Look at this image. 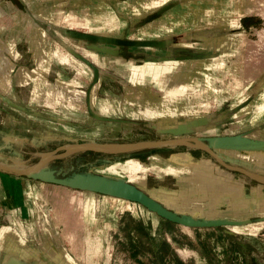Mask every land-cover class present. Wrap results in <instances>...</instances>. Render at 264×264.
Segmentation results:
<instances>
[{"label": "crops", "instance_id": "1", "mask_svg": "<svg viewBox=\"0 0 264 264\" xmlns=\"http://www.w3.org/2000/svg\"><path fill=\"white\" fill-rule=\"evenodd\" d=\"M162 1L0 0V104L6 120L13 125L24 122L30 127L33 117H44L48 121L61 122L63 127L72 118L61 115V108L70 105L73 109V105L84 104L89 121L93 114L91 106L106 75L124 90H131L130 97L143 96L144 90L153 88L161 90L169 102L173 100L182 105L186 96L202 99L198 96V84L189 79L191 75L195 78L206 69L214 74L225 70L235 73L236 77L220 90L217 83L210 84L212 94L208 99L194 101L202 110L192 111L193 120L188 115L192 124L185 130L202 138L246 135L245 129L252 125L253 92L264 72L261 70L264 47L256 48L248 38V31L253 27L250 17L255 15L246 11L255 6L260 9L264 0H257V5H252L255 0H221L209 5L197 0L201 2L195 7L193 17L179 19L186 26L182 30L183 38L179 37L177 29L170 31L166 11L172 6ZM116 4L117 18L115 13L110 16L107 12L116 9ZM66 7L68 13L63 15ZM224 8L226 16L222 17L218 11ZM215 12L220 18L213 15ZM120 20L130 25L129 32L135 33L139 28L145 32L142 36L133 34V37L120 34L116 29ZM156 21L161 23L156 26L159 31H153ZM47 23L56 26L55 31L46 30L43 26ZM91 23L98 24L101 29L89 33L71 28ZM105 107L100 109L105 112ZM135 114L133 111L131 115ZM225 126H230L232 132L216 133ZM4 127H0V154L13 152L11 145L19 141L31 142L36 149L46 150L43 140L49 137L45 136L47 133H40L44 138L33 134L22 136L11 129L4 131ZM197 130L202 134H196ZM171 149L173 147L153 149L147 156L153 159V169L167 171V175L178 180L186 172L172 171L168 165L178 159L183 165L211 173L199 175L207 189L204 196L194 199L200 203L194 207L201 208L202 218L239 222L230 226L259 224L255 230L259 231L264 223V182L229 169L213 170L211 162L203 158L205 155L196 157L186 148L182 151ZM165 150L169 155H160ZM223 150L246 153L264 148L218 149L223 158L264 174L251 167L248 158L230 159L227 154L223 156ZM128 159L139 160L137 157L125 160ZM160 164L164 168L158 167ZM239 175L242 178H236ZM51 185L30 178L0 176V205L3 206L0 209V264H76L69 247L72 235L83 217L88 231L94 230V199L91 196L83 200L82 193L71 192L77 190L52 188ZM238 215L245 217L235 218ZM54 225L62 226V232L57 233ZM37 233H41L39 238Z\"/></svg>", "mask_w": 264, "mask_h": 264}, {"label": "rangeland", "instance_id": "2", "mask_svg": "<svg viewBox=\"0 0 264 264\" xmlns=\"http://www.w3.org/2000/svg\"><path fill=\"white\" fill-rule=\"evenodd\" d=\"M202 1H204V5L221 2V0ZM198 2L201 1L164 0L161 2L172 6L166 11V13L168 12L166 17L170 22L168 26L170 31L177 29V33L180 34L179 37L183 38L185 36L182 30L186 26L179 19L183 16L184 18H192V13H194ZM252 5H257V0ZM256 7H251L246 11L251 15H255L250 17V24H253V27L248 31V38L250 43L255 45L256 48H262L264 47V6L260 7V9ZM68 9L66 7L62 14L66 15ZM107 12L110 16L116 14L117 18V4L116 9H109ZM218 12H220L222 17L226 16L225 8ZM220 14L215 12L213 15L220 18ZM159 24H161L159 21L153 23V31H159L156 28ZM62 26L67 28L64 24ZM129 26V24L120 20L116 25L117 32L120 34L124 33L128 37H133V34L142 36V33L145 32L144 29L140 28L135 33L129 32ZM43 27L48 31H55L56 28V26L49 25V23ZM71 28L75 31H88L89 33H94L101 29L96 23L72 25ZM203 45L205 43H202ZM257 59L260 60V58ZM261 59L264 60V58ZM263 69L264 64L261 66V70ZM199 74L195 78L191 75L189 79H194L195 83L198 84V96L202 97V99L197 97L193 99L192 96H186V98H183L185 104L182 105L173 103V100L169 102L163 96L161 90L153 88L144 90L143 96L136 94L130 97L128 93H131V90H124L117 82L113 83L110 76L106 75L105 81H102L95 101L91 106L93 114L92 119L89 121L84 104H76L73 105V109H70L71 106L67 105L63 106L61 111H59L61 115L65 114V116L72 118L67 120L69 122H65L63 127L60 124L61 122L48 121L44 117L36 119L33 117L30 121V127L20 121L13 125L2 114V106L0 104V127L3 125L5 126L4 131L7 132V130L11 129L12 132L17 131L16 133L22 136H32L33 134L44 138V135H40V133H47L45 136L49 137L46 140L42 139L44 141L43 146L46 148L44 151L59 147H69L65 146L67 144L90 141L98 143H126L194 136V133L185 130L189 128V124H192V121L190 122L189 120L192 111L195 109L202 110L201 106L194 103V101L198 100L200 102L210 97L212 94L210 84L214 85L217 83V88L220 90L222 86H225L227 82H231L236 77L235 73H229L225 70L214 74L206 69V71H202ZM68 77H71V74ZM253 79L255 80V78ZM253 86L255 87V83H253ZM254 91L251 99L252 107L250 106V108H253L250 115L252 125L245 129V132H247V136L249 135L254 139L264 140V72H262ZM137 92L142 93V91ZM255 104H258L257 108L254 107ZM104 105L107 110L105 112L100 109ZM130 109L136 112L134 116H132L133 111L130 113ZM125 110L127 111L125 112ZM179 112L182 113L178 116ZM188 115L190 116L188 117ZM181 116L184 119L178 120L182 118ZM97 118H100V120H96ZM168 118L174 119L169 120ZM191 118L192 120L194 119L193 116ZM178 122L182 123L181 126H179L180 123L177 125ZM9 124L11 125L9 126ZM232 130L230 126H225L218 132L213 131V133H230ZM48 132H50L49 135ZM197 133L202 134L198 130L196 131ZM180 147L183 146H175L173 149L178 151L185 149H180ZM11 148L14 151L2 154L0 163L10 166H28L38 161L39 157L35 153L36 150L33 149L35 147L25 141L13 142ZM186 149L191 150L196 157L205 155L203 158L211 162L210 166L213 170L226 171V168L219 165L206 153H201V150ZM38 151L42 150L38 149ZM162 153L160 155L167 156L170 152L165 150ZM221 153L223 156L227 154L230 159L238 158L237 160H244L243 158H248L247 160H251L248 161L251 167L264 172V150L246 153L241 151L226 152L223 150ZM117 156L119 155L94 151L79 152L64 158L55 159L49 163V166L55 169L59 176H66L73 171H78L125 179L168 209L178 213H187L197 218L203 217L200 214L201 208L194 207L195 204H200L194 199L204 196L207 189L205 182L199 175H210V172L191 165H183L176 159L171 163L169 162L168 165L172 171L186 172L178 177V180L182 182L180 184L174 176L167 175V171L153 169L154 167L151 165L152 157L148 158L146 156L144 160H125L127 157H124L122 160L116 159L111 163L88 165L93 158L110 160ZM155 158L159 159L158 157ZM110 167L114 168V170H109ZM158 167L164 168V165L160 164ZM187 172L195 176L187 174ZM0 176L3 178L17 177L5 172H0ZM236 178L242 177L239 175ZM52 184V188L74 189ZM180 185L181 188L179 189ZM74 190L77 191L71 192L82 193L83 200L86 197H93V219L96 221L94 230L90 232L84 225L83 217L82 221H79V227L73 232L72 236L74 237L69 247L72 252L71 256L74 257L76 264H264V223H262L259 231H255L259 228V224L219 227L183 226L159 217L142 205L126 199H117L118 197L116 196L86 190ZM1 208L3 206L0 205ZM50 216L53 218V214H50ZM242 217L245 216H235V218ZM92 221L91 223H93ZM54 226L57 233L62 232V226ZM40 234L37 233V238L40 237Z\"/></svg>", "mask_w": 264, "mask_h": 264}, {"label": "water", "instance_id": "3", "mask_svg": "<svg viewBox=\"0 0 264 264\" xmlns=\"http://www.w3.org/2000/svg\"><path fill=\"white\" fill-rule=\"evenodd\" d=\"M23 142V141H20ZM31 146L35 145L29 142ZM66 147H59L49 151H38L39 157L36 163L28 166H10L0 163V172L13 174L19 177H26L34 180L50 182L61 186L112 195L138 203L147 210L154 212L171 222L189 227H219L235 225L239 222L227 219H206L197 218L188 214L178 213L168 209L163 204L149 196L136 185L125 179L111 178L104 175L74 172L68 176H59L49 163L55 159L67 157L74 153L94 151L106 154H130L145 149L162 147L183 146L185 148L199 149L213 158L222 167L240 172L248 177L264 182V174L255 172L239 163L223 158L218 149H262L264 140L251 138L245 134L220 135L212 137L179 136L166 139L143 140L124 143H98L94 141L84 143L67 144ZM3 153L0 154V157ZM111 159L103 160V163H111Z\"/></svg>", "mask_w": 264, "mask_h": 264}, {"label": "trees", "instance_id": "4", "mask_svg": "<svg viewBox=\"0 0 264 264\" xmlns=\"http://www.w3.org/2000/svg\"><path fill=\"white\" fill-rule=\"evenodd\" d=\"M182 148L183 147H180V149H182ZM152 151H153V149H145V150H140V151L133 152L130 154H123V155L117 156L116 158L111 159V161L116 160V159H121L124 157H137L141 160H144L145 157L148 156ZM97 164H103V160L93 158V160L88 165H97ZM74 172H78V171H73L72 173H74ZM72 173H70L68 175H71ZM68 175H66V176H68Z\"/></svg>", "mask_w": 264, "mask_h": 264}, {"label": "bare ground", "instance_id": "5", "mask_svg": "<svg viewBox=\"0 0 264 264\" xmlns=\"http://www.w3.org/2000/svg\"><path fill=\"white\" fill-rule=\"evenodd\" d=\"M76 26V25H75ZM66 148H68V147H66ZM109 170H111V171H113L114 170V168L112 169V167H110L109 168ZM150 196V195H149ZM152 197V196H151ZM119 199H121L120 197H118ZM153 198V197H152ZM122 199H124V198H122ZM127 200V199H126ZM152 212V211H151ZM262 224V223H261Z\"/></svg>", "mask_w": 264, "mask_h": 264}]
</instances>
